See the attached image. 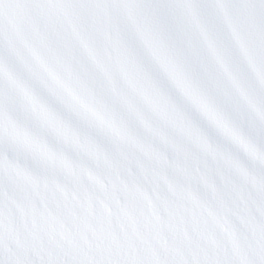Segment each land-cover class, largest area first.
<instances>
[{
    "label": "snow or ice",
    "instance_id": "1",
    "mask_svg": "<svg viewBox=\"0 0 264 264\" xmlns=\"http://www.w3.org/2000/svg\"><path fill=\"white\" fill-rule=\"evenodd\" d=\"M0 264H264V0H0Z\"/></svg>",
    "mask_w": 264,
    "mask_h": 264
}]
</instances>
